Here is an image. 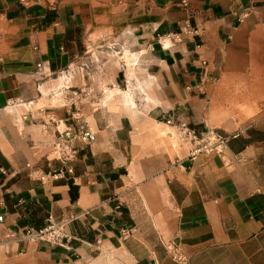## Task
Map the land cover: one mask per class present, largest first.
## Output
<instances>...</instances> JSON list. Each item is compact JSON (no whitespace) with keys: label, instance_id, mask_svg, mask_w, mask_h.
I'll list each match as a JSON object with an SVG mask.
<instances>
[{"label":"crops","instance_id":"obj_1","mask_svg":"<svg viewBox=\"0 0 264 264\" xmlns=\"http://www.w3.org/2000/svg\"><path fill=\"white\" fill-rule=\"evenodd\" d=\"M111 42L147 62L156 116L200 136L196 117L252 122L179 158L150 111L135 127L94 107L108 89L135 106L118 72L54 87ZM83 127L93 142L49 154ZM49 215L73 216L66 243L17 236ZM0 216V264H178L173 242L191 264H264V0H0Z\"/></svg>","mask_w":264,"mask_h":264},{"label":"rangeland","instance_id":"obj_2","mask_svg":"<svg viewBox=\"0 0 264 264\" xmlns=\"http://www.w3.org/2000/svg\"><path fill=\"white\" fill-rule=\"evenodd\" d=\"M98 50L99 51L89 52L83 59L71 66L69 72H66V75L65 73H61L56 82H54V87L63 88L64 91L62 92L65 94L69 93L68 91L71 89V85H76V88L74 89H77L79 84L77 78L82 81H89L90 79L110 80L114 72H118L122 75L120 82L121 89H127L129 85L134 86V88H132L134 91L135 106L131 108L125 106L120 98L121 93L117 89H108L105 93L101 92L103 94L100 95L101 99L98 100L99 104L94 105V107L106 111L116 110L117 115H127L135 127H139V123H141L140 121H143L142 118H144L145 114L150 111L155 116H153L155 121L157 123L161 122L157 124L156 128L157 131H163L162 135L164 136L163 146L165 154L168 153V150L170 152V149H173L174 154L177 155V157L182 158L187 155L189 150L190 153H194L197 149L208 152L217 151L215 150L216 141L220 137H229L252 122L251 120L205 119L203 117H196L194 121H200L202 125H204L202 130L204 133H202L196 140H192L187 137L183 131H186V127L189 130H197L188 127L186 124L180 125L176 123L173 119L166 116V114L156 116L157 109L151 111L152 107L157 104L154 83L150 79L142 78L143 76H147V62L139 59L138 52L135 53L134 48L119 44L118 42H111L109 46ZM134 63L137 65H134ZM59 98L61 99V96ZM78 100H80V98H78ZM229 106H232L234 109L244 108V105L233 104ZM24 109H26V107L22 106L21 110ZM11 113L16 116L18 115V112L16 111ZM215 115L220 114H213V116ZM168 131L170 132L168 133ZM205 144L211 147L203 149L202 146ZM217 149H219V147H217ZM50 152L51 153L49 154H51V156H57L53 147H51Z\"/></svg>","mask_w":264,"mask_h":264},{"label":"built area","instance_id":"obj_3","mask_svg":"<svg viewBox=\"0 0 264 264\" xmlns=\"http://www.w3.org/2000/svg\"><path fill=\"white\" fill-rule=\"evenodd\" d=\"M182 3L187 5L188 0H182ZM193 32L198 33V29L193 30ZM37 69L39 74H42L41 63L37 64ZM185 130L186 131H183L184 134H186V136L192 140H196L200 136L198 133H196V131L189 130L187 127ZM232 135H234V133ZM229 137H220L216 141L215 150L220 151L223 148V143H225ZM78 138L87 139L89 142H93L95 140L94 134L87 127H83L81 131L74 134L68 130L57 131L56 139L53 143V150L57 153L58 158L65 161L70 160L76 153L74 141ZM210 147L211 146L207 144L202 146L203 149ZM217 147H219V149H217ZM199 150L201 149H197L196 151ZM1 219L2 217L0 216V220ZM72 219L73 216L56 221L52 215H49L47 223L43 227H30L17 234V236L25 240H46L51 243L64 244L69 239L66 233V228ZM129 233L130 231L126 229L122 231L124 236ZM168 254L170 258L178 264H191L189 256L179 243H171L168 248Z\"/></svg>","mask_w":264,"mask_h":264}]
</instances>
